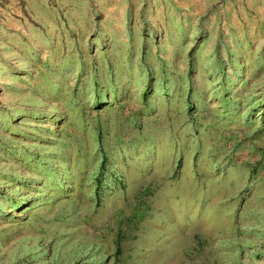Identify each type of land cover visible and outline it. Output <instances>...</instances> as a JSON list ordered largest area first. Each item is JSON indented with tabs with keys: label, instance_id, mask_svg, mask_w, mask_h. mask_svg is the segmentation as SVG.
<instances>
[{
	"label": "rangeland",
	"instance_id": "374dc122",
	"mask_svg": "<svg viewBox=\"0 0 264 264\" xmlns=\"http://www.w3.org/2000/svg\"><path fill=\"white\" fill-rule=\"evenodd\" d=\"M0 264H264V0H0Z\"/></svg>",
	"mask_w": 264,
	"mask_h": 264
}]
</instances>
